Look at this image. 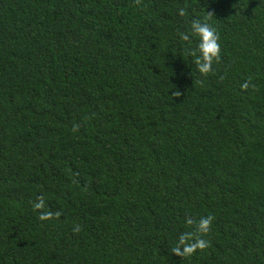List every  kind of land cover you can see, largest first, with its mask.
<instances>
[{
	"label": "trees",
	"instance_id": "trees-1",
	"mask_svg": "<svg viewBox=\"0 0 264 264\" xmlns=\"http://www.w3.org/2000/svg\"><path fill=\"white\" fill-rule=\"evenodd\" d=\"M0 264H264V0H0Z\"/></svg>",
	"mask_w": 264,
	"mask_h": 264
},
{
	"label": "clouds",
	"instance_id": "clouds-1",
	"mask_svg": "<svg viewBox=\"0 0 264 264\" xmlns=\"http://www.w3.org/2000/svg\"><path fill=\"white\" fill-rule=\"evenodd\" d=\"M185 10L180 8L177 10V15L180 17L185 16ZM211 16L210 14H208ZM179 38L181 41L191 43V39L195 38L196 46L194 49L188 48L187 54L192 57V62L195 64L197 71L204 75L212 70L214 60H217L220 52V45L218 43V35L215 29L207 22V17L203 20L193 19L189 25L186 33H180ZM247 87V85H242ZM34 210H40L45 207L43 198H37V202L32 205ZM52 213L43 211L38 215L40 221H47L52 218ZM59 215V213H56ZM186 224L191 225V219L185 221ZM211 217H202L195 225V233H207ZM74 231H79V227L75 226ZM207 246V242L200 238H194L192 232L183 233L179 236L176 246L172 249L173 254L177 256H190L197 249L203 250Z\"/></svg>",
	"mask_w": 264,
	"mask_h": 264
}]
</instances>
